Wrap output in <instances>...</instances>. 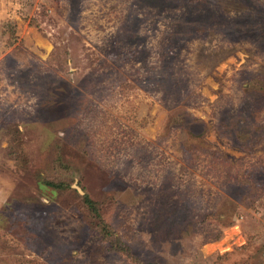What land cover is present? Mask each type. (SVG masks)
Masks as SVG:
<instances>
[{"label":"rangeland","instance_id":"374dc122","mask_svg":"<svg viewBox=\"0 0 264 264\" xmlns=\"http://www.w3.org/2000/svg\"><path fill=\"white\" fill-rule=\"evenodd\" d=\"M0 264H264V0H0Z\"/></svg>","mask_w":264,"mask_h":264},{"label":"trees","instance_id":"16d2710c","mask_svg":"<svg viewBox=\"0 0 264 264\" xmlns=\"http://www.w3.org/2000/svg\"><path fill=\"white\" fill-rule=\"evenodd\" d=\"M247 84V83H246ZM249 84V83H248ZM250 91H253V89L251 88L250 89ZM258 92H260V91H258ZM240 131V129L238 128V129H236L235 130V135L236 136H238L239 137V135H241V133L239 132ZM86 203L88 204V207H89V209H90V211L91 212H93L94 214H98V210H97V208H96V206H97V204L95 203V202H93V201H90V200H88V199H86ZM107 230V229H106ZM106 233L107 234H110V231H106ZM111 237H113V234H111ZM124 245V244H123ZM125 246V250L126 251H124V250H119L122 254L125 252L126 254V256H128L130 253V249H129V247L128 246H126V245H124Z\"/></svg>","mask_w":264,"mask_h":264}]
</instances>
